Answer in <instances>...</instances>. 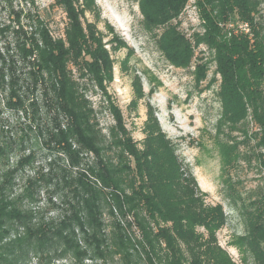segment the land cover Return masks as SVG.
Returning a JSON list of instances; mask_svg holds the SVG:
<instances>
[{
	"label": "trees",
	"instance_id": "trees-1",
	"mask_svg": "<svg viewBox=\"0 0 264 264\" xmlns=\"http://www.w3.org/2000/svg\"><path fill=\"white\" fill-rule=\"evenodd\" d=\"M13 1L9 37L0 47V95L11 119L28 124L18 137L1 131L6 135L0 142V264H26L31 258L238 264L217 242L216 234L226 223L223 207L205 203L206 194L150 106L141 130L144 137L137 142L107 95L113 63L102 34L85 21V14L95 11L94 0L54 1L51 9H61L66 20L62 37L52 35L37 1ZM189 1L138 0L141 25L168 64L192 69L196 86L214 65L206 89L218 83L213 145L220 158L222 199L244 222V233L231 244L240 253V264H264L261 1L194 0L199 23L194 31L190 25L182 28ZM110 43L114 50L125 46L116 37ZM201 46L208 59L196 54ZM88 82L111 116L113 124L104 130L87 94ZM133 87L139 99L140 88ZM25 145L48 153L50 169L40 182L58 196L59 206L52 204L61 212L56 219L35 220V212L25 206L26 200L37 202V181L27 179L21 192L13 193L18 173L34 162L36 153L30 150L12 168L6 163L15 150H26ZM240 164L257 173L256 185L245 193L243 182L231 175Z\"/></svg>",
	"mask_w": 264,
	"mask_h": 264
},
{
	"label": "rangeland",
	"instance_id": "rangeland-1",
	"mask_svg": "<svg viewBox=\"0 0 264 264\" xmlns=\"http://www.w3.org/2000/svg\"><path fill=\"white\" fill-rule=\"evenodd\" d=\"M40 12L46 19L48 28L54 37H62V30L66 20L61 9L54 7L55 0H35ZM260 13L263 16L264 27V0H260ZM194 0H190L182 15V28L189 25L193 31L197 30L198 19L193 7ZM14 5L13 0H0V47L3 40L9 37V5ZM94 12L85 14V21L96 26L97 31L103 36V43L112 60V81L106 82V92L111 101L120 109L127 130L133 139L140 142L143 139V123L146 120L147 106H150L152 114L156 117L161 130L167 138L176 146L179 159L188 167L194 176L199 189L206 194L205 203L209 205L220 204L226 216V223L217 234L218 245L227 252L229 257L240 264L241 256L238 250L232 246V241L244 233V222L238 212L222 199V188L220 185L221 166L220 158L213 145L215 124L219 115V105L216 99L217 84L211 89H206L207 82L213 77L214 65L210 64L206 80L198 87L195 85L190 70L178 69L168 64L158 51L154 38L147 33L141 25L138 0H94ZM124 47L112 49L110 41L115 38ZM3 38V39H2ZM198 56L209 58L204 47L196 50ZM219 81V77H215ZM140 88L139 99L135 88ZM88 96L92 99L97 110V118L101 128L104 130L111 126L112 120L106 104L101 103L99 91L88 82ZM4 94L0 95V142L5 131L10 137L19 136L20 131L28 124L27 121L12 120L8 111L3 109ZM136 100V101H135ZM136 106L132 107L131 102ZM2 110V111H1ZM104 132V131H103ZM26 150L17 149L8 157L6 166L12 168L21 156H27L30 150L36 153L34 162L25 166L18 173L13 187V193L19 194L25 186L27 179L38 182L37 202H24L35 212V220L44 218L56 219L61 214L52 204L58 205V196L52 194V187L40 178L46 176L49 171V159L47 151L39 147L30 148L25 145ZM4 164H0V174ZM241 168L231 171L234 180L243 182L241 190L243 193L254 187L257 173L247 169L243 164ZM244 196V194H243ZM106 226H110V218L105 213ZM26 264H117L116 258L113 262H87L79 260H61L53 258L50 261L38 262L31 258Z\"/></svg>",
	"mask_w": 264,
	"mask_h": 264
}]
</instances>
